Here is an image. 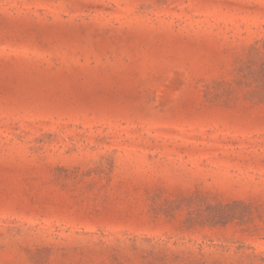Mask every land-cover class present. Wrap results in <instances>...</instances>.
I'll return each instance as SVG.
<instances>
[{
    "label": "rangeland",
    "instance_id": "rangeland-1",
    "mask_svg": "<svg viewBox=\"0 0 264 264\" xmlns=\"http://www.w3.org/2000/svg\"><path fill=\"white\" fill-rule=\"evenodd\" d=\"M0 264H264V0H0Z\"/></svg>",
    "mask_w": 264,
    "mask_h": 264
}]
</instances>
